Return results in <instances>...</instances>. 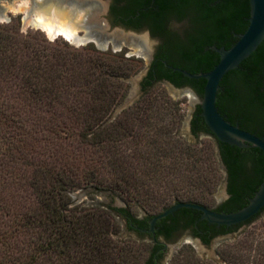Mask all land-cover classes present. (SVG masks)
Segmentation results:
<instances>
[{"label": "rangeland", "instance_id": "obj_1", "mask_svg": "<svg viewBox=\"0 0 264 264\" xmlns=\"http://www.w3.org/2000/svg\"><path fill=\"white\" fill-rule=\"evenodd\" d=\"M24 15L8 9L10 19L0 21V33L12 38L0 50V264H20L36 250L46 233L30 221L39 203L54 195L55 206L69 201V214L76 208L110 213L115 241L134 248L132 264H143L152 242L121 239L123 223L113 207H104L110 206L104 196L73 200L83 189L120 185L111 194L123 197L135 216L158 214L177 200L215 207L225 194L216 144L210 136L189 135L185 125L200 98L157 83L113 118L134 92L133 78L145 69L146 57L112 44L76 45L26 24ZM38 70L58 78L57 87L40 81ZM146 113L170 132L146 130ZM120 133L125 138L117 140ZM170 247L167 264H264V214L211 252L201 253L194 241Z\"/></svg>", "mask_w": 264, "mask_h": 264}, {"label": "trees", "instance_id": "obj_2", "mask_svg": "<svg viewBox=\"0 0 264 264\" xmlns=\"http://www.w3.org/2000/svg\"><path fill=\"white\" fill-rule=\"evenodd\" d=\"M151 5H153L151 0H113L110 12L115 23L140 27L143 23L149 22L155 30H160V27L164 24L163 18L168 15V12L174 11L177 17L181 18L183 11L190 9L194 15V20L204 25H201L200 28L192 26V31L188 33L191 45L186 47L178 45V49L184 56L200 60L202 64L209 63L214 56L211 49L205 50L206 46L216 43L218 46L230 47L232 44L229 40L233 43L237 41V38L234 37L235 33H243L249 24V0H156L154 6H159V8ZM11 42L12 38L10 36L0 33V50L6 48ZM218 62L219 60L213 63L217 64ZM51 67L53 68V65ZM208 69V67H205V70ZM190 71L200 73L197 68H192ZM46 73L39 70L35 72L40 81L50 80V87L54 89V87H57L56 84L59 79L50 73ZM42 76H44L43 80H41ZM120 78L125 79L126 77L121 76ZM170 79L175 81L177 85H181L186 81L192 82L198 95L203 97L206 85L204 78L189 79L171 76ZM102 85L106 86L107 81L105 80ZM221 89H226V95L237 100V106L241 114L249 115L259 121L264 120V41L238 68L229 71L224 76L221 81ZM150 90L145 89L143 97ZM201 112L202 108L199 105L196 114ZM89 116L92 117L93 114H89ZM152 116L151 114L146 116L147 121L144 122L148 126L146 130H153L160 135H164L165 131L170 132V129L169 131L166 130L165 125L160 126L159 122L152 121ZM161 120L163 119L161 118ZM107 126L100 127L102 132L108 130ZM116 131L121 130L117 129ZM122 138H125L123 133L116 135L117 140H122ZM155 142L154 140L153 143ZM242 149V147L236 145L222 146L221 153L231 169L240 168L239 156H241ZM216 156L220 163L218 152ZM259 171L261 176L264 177L263 167ZM132 183L137 188L138 181L132 180ZM38 185L40 184L38 183ZM119 186L106 185V187H95V189L108 190L112 193L121 190ZM249 188V185H247L244 191L249 192ZM60 191L65 192L67 190L63 187ZM241 192L243 191L239 188L233 189V200L239 201L242 197ZM61 197L64 198L63 195ZM42 201L39 203L40 210L35 209V211H39L32 216L35 219L31 220L30 224L38 229H43L46 235L42 238L44 232L41 233L36 250L29 255L27 261L20 264H44L46 256L49 264H132L134 248L121 245L122 241L120 243L115 241L113 235L116 223H114L110 213L99 208H95L96 210L93 212H83L81 209H73L74 206L72 209L75 210V213L69 214L70 209L67 208L69 207V201H65L61 206H55V195L50 196V201L46 199ZM176 202H180V200ZM185 202L203 204L195 200ZM180 210L183 212H197L196 209L192 208H182ZM113 211L115 213H131L128 207H117ZM255 219L250 220L249 224ZM154 250L153 247L150 248L149 256L143 264H152ZM64 259L67 262H64ZM214 263L219 264L220 262L215 260ZM13 264H16V262L13 261Z\"/></svg>", "mask_w": 264, "mask_h": 264}, {"label": "water", "instance_id": "obj_3", "mask_svg": "<svg viewBox=\"0 0 264 264\" xmlns=\"http://www.w3.org/2000/svg\"><path fill=\"white\" fill-rule=\"evenodd\" d=\"M249 3L250 16L247 29L243 33L238 34V40L230 48L213 47L220 54V60L212 70L201 73L181 70L190 78H204L206 80L203 97L198 95L191 87L180 88L169 80H164L163 83L179 94L189 91L196 99L200 98L201 116L216 139L242 148L248 146L258 147L264 154V139L255 133L240 128L236 124H232L220 112L217 105L218 93L224 76L229 71L238 68L264 41V0H249ZM111 4L112 0H0V21H8L10 19L7 16L8 9L25 10L24 20L26 24L54 28L84 37L82 42L74 43L76 45L94 42L101 48H107L109 44H112L116 50L127 47L146 57L145 69L133 78L136 83L134 92L116 109L114 118L144 94L140 89V83L148 71L152 58L151 46L155 43V39L150 38L149 33L146 31L139 32L114 24L109 14ZM176 70L180 69L176 68ZM191 118L192 116L188 117L185 123L189 135H191ZM84 195L104 196V202H110V206L104 207H113V209L121 206L128 207L123 197L111 194L110 191H101L95 188L83 189L82 193L73 200V203ZM182 208L199 210L202 212L203 219L219 225H232L247 221L257 216L264 208V177L259 189L249 199L248 204L237 211L229 213L218 212L203 204L180 201L152 217L150 221L151 231H154L159 220ZM147 213L148 211H144V215H147ZM263 214L253 222H257ZM246 228L247 226L242 231H245ZM232 238L234 237H228V239ZM121 239H143V237L131 236L126 231H121ZM144 239H147V237ZM220 241L216 242L213 246L214 249L219 245ZM195 244L201 245V253L211 252V247L199 243L198 240H196ZM179 245L177 244V246ZM167 263L168 260H165V264Z\"/></svg>", "mask_w": 264, "mask_h": 264}, {"label": "flooded vegetation", "instance_id": "obj_4", "mask_svg": "<svg viewBox=\"0 0 264 264\" xmlns=\"http://www.w3.org/2000/svg\"><path fill=\"white\" fill-rule=\"evenodd\" d=\"M151 1L153 3L151 6L159 8V6H154L156 0ZM109 14L110 19L114 24L122 25L139 32L146 31L149 33L150 38L152 37L155 39V43L151 46L152 58L150 60L148 71L140 83V89L142 92H144L145 89H152L157 83L164 84V80H169L175 86L180 88L191 87L195 90L192 82L190 83L186 81L181 85H177L175 81L170 79V77L175 76L196 79L186 76L181 70L191 72L190 70H192V68H197L200 70V73L212 70L216 65V63L213 62L220 60V54L213 47H225V45L218 46L216 43L211 46H206L205 50L211 49L212 52H214V56L209 63L206 62L205 64L200 63V60H194L193 58L186 57L180 53L178 45L184 47L191 45V39L188 37V33L192 31L191 27L194 26V28H200L201 25H204L201 22H196L194 20V15L190 9L183 11V16L181 18H178L174 11L168 12V15L163 18L164 24L160 27V30H155L149 22L143 23L140 27L124 23H115L111 12H109ZM238 34L240 33H235L234 36L237 40ZM229 41L232 44L231 46L236 43V41H234V43L233 41L231 42V40ZM230 47L225 48L228 49ZM205 67H208L209 69L205 70ZM176 68L180 70H176ZM199 105L196 106L191 118V136L196 138L210 136L216 144L221 168L225 169H223L225 172V194L217 202L215 207L209 208L218 212L226 213L237 211L242 206L248 204L249 199L255 195V192L261 185L263 177L261 176L259 169L261 167L264 169L263 151L254 146L243 147L241 150V156H239L240 168L231 169L229 163L225 161L221 153L222 146L231 144L216 139L210 132L201 113L196 114ZM217 105L220 112L232 124H236L240 128L255 133L264 139V120L259 121L249 115L241 114L239 107L237 106V100L227 96L226 89L219 90ZM247 185L250 187L249 192L244 191V188L247 187ZM237 188L243 191L241 192L242 197L239 201L233 200L232 198V190ZM119 208L126 207L121 206ZM262 213H264V208L255 217L258 218ZM117 214L123 223V229L129 235L140 238L143 237V239L147 237V239L152 242V247L155 249L152 264H165V260H169L173 256L172 252H169L172 250L170 246L173 243L174 246L177 247V244H181L182 241L196 242V240H198L199 243L211 247L219 240H221V243L230 236L234 238L239 236L242 230L250 223V220L255 219V217H253L238 224L219 225L211 223L207 219H203L202 212L199 210H197V212H183L179 209L166 218L159 220L152 232L150 225L152 217L148 215L135 216L132 213L117 212ZM190 239H192V241H190Z\"/></svg>", "mask_w": 264, "mask_h": 264}, {"label": "bare ground", "instance_id": "obj_5", "mask_svg": "<svg viewBox=\"0 0 264 264\" xmlns=\"http://www.w3.org/2000/svg\"><path fill=\"white\" fill-rule=\"evenodd\" d=\"M14 10L18 11V9H14ZM35 26L36 27H40V28L46 30L51 35H57V34L63 35L67 39H69L70 42H72V43H80V42H82L84 40V37H82V36H78V35L71 34V33H68V32H64V31H61V30H57V29H54V28H49V27H44V26H39V25H35ZM185 93H188V95L190 96V98L192 100H195L196 97L191 92L186 91Z\"/></svg>", "mask_w": 264, "mask_h": 264}]
</instances>
